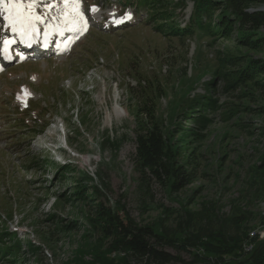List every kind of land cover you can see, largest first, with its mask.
<instances>
[{"label":"rangeland","instance_id":"374dc122","mask_svg":"<svg viewBox=\"0 0 264 264\" xmlns=\"http://www.w3.org/2000/svg\"><path fill=\"white\" fill-rule=\"evenodd\" d=\"M45 4L55 5L50 18L61 15L62 0H42L40 12ZM93 6L99 8L94 14ZM122 6L120 0H83L88 28L72 37L73 50L0 72V229L33 244L23 245L19 263L0 264H100L121 256L91 219L89 205L98 197L175 243H207L245 228L249 234L263 224L264 94L255 78L221 94L224 111L199 112L211 119L205 127L185 120V113L206 92L219 59L229 58L232 70L230 57L261 61L264 51L243 45L254 36L236 29L227 40H213L201 32L166 33L136 18L135 27L126 26L133 13ZM255 7L264 6L247 10ZM190 11L186 1L165 23L184 26ZM113 12L132 18L116 24ZM256 78L263 81L264 73ZM115 105L124 114L108 119ZM152 121L177 161L195 174L177 192L135 163V135ZM194 249L204 254L201 246ZM166 250L182 259L168 264H201L178 248ZM240 251L218 259L250 264L245 259L253 251ZM212 257L205 261L216 264Z\"/></svg>","mask_w":264,"mask_h":264},{"label":"trees","instance_id":"16d2710c","mask_svg":"<svg viewBox=\"0 0 264 264\" xmlns=\"http://www.w3.org/2000/svg\"><path fill=\"white\" fill-rule=\"evenodd\" d=\"M185 1L176 0V3H173L172 0H138L134 3V8L136 11L145 10L153 19L156 15L166 13L164 9L169 7V14L164 15L172 17L175 15L174 8L181 4L184 5ZM190 1L192 2V12L184 28L173 27L171 24H165V22L158 23L156 28L167 25L166 28L170 29L171 33L187 37L192 36L195 32H201L213 40L222 35L227 40L229 35L226 33L231 29H236L241 36V32H244L249 38L254 36V40H242L243 45L250 49L264 51V37L255 38L256 34L264 32V7L247 10L249 5L264 6V0ZM171 6L172 8H170ZM230 58L236 68L229 69L232 66L229 58L219 59L212 72V82L205 85L206 92L198 96L200 100H196L194 105L189 108L190 111L185 113V120L192 118L194 124L205 127L211 122V119L199 115V112L211 110L213 113H218L224 111L226 104L222 102L221 94H229L246 84L251 78H255L254 84L264 94V80L260 82L256 80L258 75L264 73V59L255 61L247 57H244L245 60L239 59V57ZM209 89L213 95L207 93ZM135 141V163L149 179L163 186L170 183L171 190L174 192L179 191L194 180V172L187 165L177 161L175 153L169 147L161 129L154 121L142 131H137ZM89 212L99 232L105 237L113 239L114 245L111 250L121 253V256L117 253L118 256L111 259L104 258L105 260L100 264H168L181 262L180 256L166 250L167 246L188 253L195 263L200 261L201 264H211L205 259L213 256L216 257H212V259H216V264H237L230 261L231 259H227L228 262L226 260L220 261L218 258L242 256L240 246L249 239V234L248 232L246 234L245 228L238 230L236 235L222 237V239L216 237L214 240L211 238L207 243L202 240L201 242L189 240L175 243L156 232L152 226L135 224L129 215L120 213L117 207L105 204L99 197L95 203L89 205ZM260 222L264 223V218ZM24 244L28 245L26 247L33 245L32 242L24 243L15 237V232L5 230V228L0 229V261L19 263ZM200 246L203 248L204 254L201 251L198 252L199 248L194 249ZM249 260L251 261L250 264H264V240L257 242L253 252L245 259L247 262Z\"/></svg>","mask_w":264,"mask_h":264},{"label":"snow or ice","instance_id":"6c2138e0","mask_svg":"<svg viewBox=\"0 0 264 264\" xmlns=\"http://www.w3.org/2000/svg\"><path fill=\"white\" fill-rule=\"evenodd\" d=\"M41 3L42 0H0V19L4 21L3 27L0 28V56L4 60L11 61L14 58L12 46L18 42L31 47L34 39L41 34L39 25H45L47 28L44 32L45 38L49 33L64 35L65 32L83 34L87 31L88 20L83 11V0H62L61 15L51 18L48 12L55 5L45 4V11L40 12L38 9ZM90 11L94 14L99 8L93 6ZM110 15L116 17L115 12ZM131 18V13L126 12L113 22L122 24ZM6 32L11 33V36L3 35ZM71 39L72 37L68 38L69 41Z\"/></svg>","mask_w":264,"mask_h":264},{"label":"built area","instance_id":"2783aa9c","mask_svg":"<svg viewBox=\"0 0 264 264\" xmlns=\"http://www.w3.org/2000/svg\"><path fill=\"white\" fill-rule=\"evenodd\" d=\"M264 240V223L260 226V228L257 230V232L250 237V240L248 241L247 245H241L242 251L245 253L252 252L253 246L256 242H260Z\"/></svg>","mask_w":264,"mask_h":264},{"label":"bare ground","instance_id":"6f19581e","mask_svg":"<svg viewBox=\"0 0 264 264\" xmlns=\"http://www.w3.org/2000/svg\"><path fill=\"white\" fill-rule=\"evenodd\" d=\"M123 114H124V111H123V109L122 108H119L118 106H113L112 107V109H111V113H107L106 115H107V118L108 119H111L112 118V116L114 115L115 117H117V118H120L121 116H123ZM112 115V116H111ZM262 225V224H261ZM260 225V226H261ZM260 226L259 227H257V228H253L251 231H250V233H249V239H248V241L250 240V237L252 236V235H254L256 232H257V230L260 228ZM248 241L246 242H244L242 245H247L248 244Z\"/></svg>","mask_w":264,"mask_h":264}]
</instances>
